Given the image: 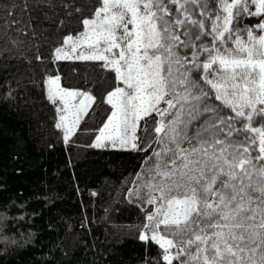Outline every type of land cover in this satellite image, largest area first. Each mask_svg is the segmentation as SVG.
I'll list each match as a JSON object with an SVG mask.
<instances>
[{
	"label": "snow or ice",
	"instance_id": "snow-or-ice-1",
	"mask_svg": "<svg viewBox=\"0 0 264 264\" xmlns=\"http://www.w3.org/2000/svg\"><path fill=\"white\" fill-rule=\"evenodd\" d=\"M81 23L55 60L102 61L123 85L91 147L146 151L140 121L159 117L129 190L154 209L139 239L158 264H264V0H99ZM45 86L67 143L96 99Z\"/></svg>",
	"mask_w": 264,
	"mask_h": 264
},
{
	"label": "trees",
	"instance_id": "trees-1",
	"mask_svg": "<svg viewBox=\"0 0 264 264\" xmlns=\"http://www.w3.org/2000/svg\"><path fill=\"white\" fill-rule=\"evenodd\" d=\"M98 6L99 0H0V264L161 260L158 245L139 239L153 206L129 200L158 147L159 117L140 121L146 151L91 147L111 114L107 93L122 85L102 61L55 60V49L82 32V19ZM257 19L243 18L241 31ZM56 75L61 87L96 99L67 143L47 99L45 82Z\"/></svg>",
	"mask_w": 264,
	"mask_h": 264
},
{
	"label": "rangeland",
	"instance_id": "rangeland-1",
	"mask_svg": "<svg viewBox=\"0 0 264 264\" xmlns=\"http://www.w3.org/2000/svg\"><path fill=\"white\" fill-rule=\"evenodd\" d=\"M241 34H242V36H244L245 38H246V34L243 32V31H241ZM64 60V59H63ZM69 60H75V59H69ZM123 86V85H122ZM96 139V138H95ZM95 142V140L93 141V143ZM92 143V144H93ZM109 145V147L110 148H113L110 144H108ZM158 148V147H157ZM113 149H118V148H113ZM120 150V149H119ZM157 150V149H156ZM153 159H154V157H153ZM149 163H150V160L147 162V164H146V166H145V168L143 169V171L141 172V173H143V172H145L146 170H147V168H148V166H149ZM138 182H136V184H137ZM136 186V185H135ZM129 200L130 201H132V202H137V203H140V204H147V203H145V202H143V201H141L139 198H137V197H135V196H129Z\"/></svg>",
	"mask_w": 264,
	"mask_h": 264
}]
</instances>
